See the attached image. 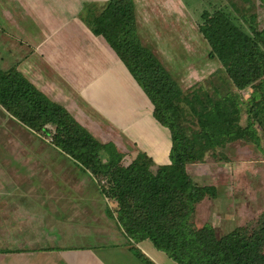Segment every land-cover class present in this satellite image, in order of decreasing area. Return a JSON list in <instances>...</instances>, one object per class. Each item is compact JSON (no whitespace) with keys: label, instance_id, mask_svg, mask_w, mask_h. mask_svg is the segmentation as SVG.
Masks as SVG:
<instances>
[{"label":"rangeland","instance_id":"rangeland-1","mask_svg":"<svg viewBox=\"0 0 264 264\" xmlns=\"http://www.w3.org/2000/svg\"><path fill=\"white\" fill-rule=\"evenodd\" d=\"M94 2L0 0V26L5 27L0 35V70L15 67L26 56L17 70L53 102L65 106L93 136L113 143L125 166L144 153L153 160V168L165 164L170 135L153 119L151 104L127 67L104 38L91 31V21L106 0ZM133 3L141 44L155 54L181 90L185 94L199 89L216 91L220 96L228 93L239 103V124L245 127L249 98L260 95V86L244 91L233 87L221 63L209 57L211 49L199 32V24L203 11L226 9L245 28L254 16L256 27L264 31V0ZM20 40L27 45H18ZM17 49L22 52H14ZM31 64H36L34 70ZM256 130L257 142L238 140L187 166L195 184L217 190L215 198H206L197 206L194 219L198 228L211 225L217 237L249 225L264 213V125L257 123ZM0 182L7 188L1 192L38 198L30 207L46 211L52 220L35 221L43 225L44 234V240L36 244L63 249L91 247L94 241L123 242L126 238L116 217L117 203L102 193L106 181L99 186L89 171L56 149L51 138L31 131L1 108ZM29 221L25 223L29 225ZM139 245L164 258V264H178L149 240Z\"/></svg>","mask_w":264,"mask_h":264},{"label":"trees","instance_id":"trees-1","mask_svg":"<svg viewBox=\"0 0 264 264\" xmlns=\"http://www.w3.org/2000/svg\"><path fill=\"white\" fill-rule=\"evenodd\" d=\"M201 19L199 32L211 49L209 57L221 63L233 87L244 91L260 86V95L249 98L245 127L239 124V103L228 93L181 90L141 44L133 0H107L91 21V31L103 37L127 67L149 100L153 119L168 131L165 164L153 168V160L144 153L125 166L113 143L93 136L16 67L0 70V108L31 131L51 138L53 146L89 171L99 186L106 181L102 193L117 203V220L131 241L130 250L143 264H155L137 247L145 240L178 264H264V213L222 237L211 225L198 228L196 208L204 199L215 198L217 190L195 184L187 173L189 164L229 142H257L256 125H264V31L258 30L254 16L245 28L226 9L205 10Z\"/></svg>","mask_w":264,"mask_h":264},{"label":"crops","instance_id":"crops-1","mask_svg":"<svg viewBox=\"0 0 264 264\" xmlns=\"http://www.w3.org/2000/svg\"><path fill=\"white\" fill-rule=\"evenodd\" d=\"M92 1H95V4L101 2V0ZM80 6L81 3L77 4V8ZM135 14L137 22L136 8ZM1 28L3 31L5 30V27L2 26ZM5 32L7 33V31ZM0 39L2 40L3 37H0ZM17 44L27 45V41L22 42L20 40ZM14 52H22V50L17 49ZM25 58L26 56H23L17 65L13 66L17 68L18 64L20 65ZM33 65L36 64H31V70H34ZM3 113L5 114L4 111ZM235 142L237 141L227 143L225 148ZM2 185V182H0V189H7ZM8 187L13 188V186ZM11 193L13 195L9 192L0 191V264H143L130 250V240L119 230L117 232L118 236H121L122 232V236L126 237L123 242L110 243L106 241L107 243L95 244L94 241L92 243L94 246L91 247L74 246L63 249H56L53 247L54 245L36 244V242L44 240L42 238L44 234L41 233L43 225L35 221L40 222L51 219L47 218L46 211L39 212V209L35 211V208L30 207L38 201V198L25 197L23 193L14 196L15 194ZM29 218L32 222L29 221L28 225L25 221ZM32 239H34V245L28 246ZM22 243L24 245H21ZM137 247L155 264H164L162 261L164 258L159 259V257H156L158 255L153 254L145 246L137 245Z\"/></svg>","mask_w":264,"mask_h":264}]
</instances>
